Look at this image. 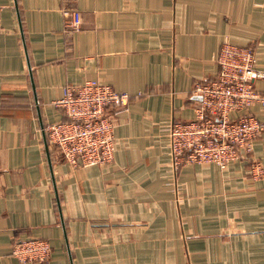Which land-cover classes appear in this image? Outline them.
<instances>
[{"label":"crops","instance_id":"crops-1","mask_svg":"<svg viewBox=\"0 0 264 264\" xmlns=\"http://www.w3.org/2000/svg\"><path fill=\"white\" fill-rule=\"evenodd\" d=\"M263 1L0 0V264H264V173L249 161L175 172L168 135L194 118L224 41L252 45L264 67ZM87 79L133 97L113 161L82 167L44 127L66 119L63 87ZM253 155L264 166V135ZM31 237L50 241L47 262L11 254Z\"/></svg>","mask_w":264,"mask_h":264},{"label":"built area","instance_id":"built-area-1","mask_svg":"<svg viewBox=\"0 0 264 264\" xmlns=\"http://www.w3.org/2000/svg\"><path fill=\"white\" fill-rule=\"evenodd\" d=\"M1 12L0 6V28ZM82 22L81 12L74 11L66 27L78 30ZM216 58L218 75L194 87L193 94L199 97L194 118L170 124L171 167L177 172L190 163H215L225 168L234 161H249L253 177H260L264 166L254 157L253 150L255 140L264 135V119L251 108L257 105L264 110V89L256 86L257 81L264 83V67H258L252 45L228 40ZM132 97L128 91L115 89L99 79L66 84L62 96L54 101L66 119L44 127L49 143L74 166L110 163L114 159L118 118L128 110ZM11 254L23 262H47L52 245L43 238L18 239Z\"/></svg>","mask_w":264,"mask_h":264}]
</instances>
